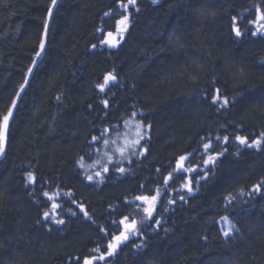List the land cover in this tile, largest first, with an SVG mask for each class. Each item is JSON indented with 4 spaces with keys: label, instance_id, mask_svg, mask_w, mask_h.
<instances>
[{
    "label": "trees",
    "instance_id": "1",
    "mask_svg": "<svg viewBox=\"0 0 264 264\" xmlns=\"http://www.w3.org/2000/svg\"><path fill=\"white\" fill-rule=\"evenodd\" d=\"M51 5L0 0V118ZM261 15L264 0H62L0 164V264H264ZM125 217L137 231L109 255Z\"/></svg>",
    "mask_w": 264,
    "mask_h": 264
},
{
    "label": "snow or ice",
    "instance_id": "2",
    "mask_svg": "<svg viewBox=\"0 0 264 264\" xmlns=\"http://www.w3.org/2000/svg\"><path fill=\"white\" fill-rule=\"evenodd\" d=\"M153 2H155V0H153ZM52 3H53V5H55L56 4V0H52ZM128 3L129 4H134L135 3V0H128ZM126 6L127 5H125V7ZM49 12H51V10H49ZM105 15H107V13H105ZM126 19L127 18L125 17L124 20H126ZM235 19L236 18L233 17V21H235ZM259 19L264 20V15H261L259 17ZM121 23H124V21H121ZM250 23H255V21H251ZM262 27H264V26H262ZM232 30L234 31V33H235V35L237 37H240V36L243 35V33L241 32V30L239 29V27H236L235 25L233 26ZM257 31H259V29H257ZM257 31H253L251 34L253 36H255L257 34ZM108 36L111 37L112 36V33H108ZM106 42H108L110 44L112 43L111 40L110 41H106ZM43 47H44V45H43V42H42L41 43V49H43ZM93 47H95V45H93ZM36 55L39 56L40 53L37 52ZM29 71H31V69H29ZM115 79H116V77L114 75L108 74L104 78V84L103 85H99L98 87H100L101 90H103L104 86L107 85L110 80H113L114 81ZM21 87H23V85ZM218 93H219V90L217 89V94ZM17 95H19V93H17ZM217 98H218V96L217 97H214V102H215V99H217ZM226 102L227 101H225V103ZM15 103H16L15 101L12 102V106L13 107H15ZM11 116H12V107H10L8 109L7 114L3 115V117L0 118V152H3L5 131H6L7 127H8L9 118ZM262 135H264V134H262ZM94 139H96V138L94 137ZM224 139L226 141L228 138L225 137ZM236 140H238L241 144H244V145H246L248 147H252L253 144H255L256 146H259L261 144V141L260 140H255V141H252L251 143H249L246 137H240V136H237L236 137ZM204 147H205V149H208L210 147V145L209 144H205ZM185 159H186V157L181 156L180 157V162H183ZM214 160H215V158L210 156L209 159L207 161H205V163L206 164L207 163H213ZM179 166L182 168L183 167V164L180 163ZM105 171H107V169H105ZM119 171L123 172L124 169L121 168V169H119ZM97 175H99V174H97ZM29 179L30 180L32 179L31 174H29ZM89 179H91V177H89ZM261 187H264V185H257L256 186V190L259 191ZM188 190L191 191V188H189ZM44 195L47 196L48 193H44ZM49 199H52V197H49ZM136 199H138V200H144V201H149V198L146 197V196L136 197ZM155 199H156V197L153 196L151 198V201L154 202ZM53 206L54 207H58V205H53ZM144 211L147 213L148 217H151V215H152V207H151V204H150V207L149 208H145ZM47 215H48V213H45V216H47ZM127 219L128 218L125 217L124 220H122L120 222L121 224H124V227L126 229V232H122L119 236L114 237V239L116 240L117 243L116 244H109V250H110L109 253H108L109 255H111V254L114 253L115 249L119 246V243L121 241L127 240L129 238L127 232H135V231H137L135 222L133 221L131 224H127V223H125V221H127ZM223 219H227V218L225 217ZM58 223H63V221H58ZM224 235L225 236H228L229 235V232H227V231L224 232ZM96 251H99V249H96ZM100 258L103 259V256H101ZM85 264H92V262L90 260H85Z\"/></svg>",
    "mask_w": 264,
    "mask_h": 264
},
{
    "label": "water",
    "instance_id": "3",
    "mask_svg": "<svg viewBox=\"0 0 264 264\" xmlns=\"http://www.w3.org/2000/svg\"><path fill=\"white\" fill-rule=\"evenodd\" d=\"M55 9V6L51 8V12H49V15L47 17V26H46V31H45V34L43 36V49L40 48V55L38 56L35 64L33 66H36L38 65V63L40 62V60L42 59L43 57V53H44V48H45V44H46V36L48 34V31H49V25L51 24L52 22V17H53V11ZM113 42V41H112ZM31 78H32V71L27 75V78L24 82V85L23 87L20 89V92H19V95L15 98V107L12 106V116L9 118V122H8V127L5 131V138H4V146H3V152H0V164L1 162L5 159L6 157V153H7V147H8V140H9V134H10V126H11V123L13 121V118H14V113H15V110H16V107L22 97V95L25 93L27 87L29 86V83L31 81Z\"/></svg>",
    "mask_w": 264,
    "mask_h": 264
},
{
    "label": "bare ground",
    "instance_id": "4",
    "mask_svg": "<svg viewBox=\"0 0 264 264\" xmlns=\"http://www.w3.org/2000/svg\"><path fill=\"white\" fill-rule=\"evenodd\" d=\"M61 1H62V0H56V4H55V5H53V3H52V5H51V7H50L49 10H51V8L55 6V9H54V11H53V17H54V14H55L56 10L58 9V7H59ZM48 15H49V12H48ZM48 15H47V17H48ZM53 17H52V21H53ZM51 25H52V22H51V24L49 25V31H50ZM46 26H47V19H46V24H45V26H44V30H43V34H42L41 43L43 42V36H44V34H45V31H46ZM49 31H48V34H47V36H46L47 39H46V44H45V48H44L43 57H42V59L40 60V62L38 63L37 67L39 66V64L41 63V61H42L43 58H44V55H45V52H46V47H47V41H48ZM110 40L113 41V42H112L111 44H110V43H109V44H110V45H113V44H115V42H116V37H115L114 35H112L110 38H108L107 41H110ZM41 43H40L39 50H38L39 53H40ZM37 58H38V56L36 55V57H35V59H34L32 65H31L30 68H29V69H31V71H32V78H33V76H34V74H35V72H36V69H37L36 66H33V65L35 64ZM31 71L28 70L27 75H28ZM27 75H26V78H27ZM26 78H25V80H26ZM32 78H31V80H32ZM24 82H25V81H24ZM30 82H31V81H30ZM29 84H30V83H29ZM23 85H24V83H23ZM28 87H29V86H28ZM28 87H27V89H28ZM21 88H22V87H21ZM21 88H20V89H21ZM20 89H19L18 93L20 92ZM27 89H26V90H27ZM25 92H26V91H25ZM24 94H25V93H24ZM24 94L22 95V97L24 96ZM17 96H18V95H16V97H17ZM16 97H15V98H16ZM22 97H21V99H22ZM21 99H20V101H21ZM14 100H15V99H14ZM14 100H13V101H14ZM20 101H19V103H18V105H17V107H16V110H15V113H14V117H15V114H16V111H17V108H18V106H19V104H20ZM10 107H12V104H11ZM13 120H14V118H13ZM12 122H13V121H12ZM11 124H12V123H11ZM10 127H11V126H10ZM8 141H9V140H8ZM7 148H8V147H7Z\"/></svg>",
    "mask_w": 264,
    "mask_h": 264
},
{
    "label": "rangeland",
    "instance_id": "5",
    "mask_svg": "<svg viewBox=\"0 0 264 264\" xmlns=\"http://www.w3.org/2000/svg\"><path fill=\"white\" fill-rule=\"evenodd\" d=\"M127 19L124 21V23L122 24V27H121V29H120V32H118V33H116V34H112V35H114L115 37H116V42H115V44L117 45V44H119V42L121 41V36L123 35V34H125L126 33V31H127V29H128V27H129V21H128V17H126ZM107 38V40H108V38H110L109 36H107L106 37ZM114 45V44H113ZM112 45V46H113ZM116 45H114V46H116ZM224 226L226 227V231L227 232H230V230H231V228H230V226H229V224L228 223H225L224 224ZM226 231H223V234H224V232H226ZM229 235H231V233H229ZM228 235V236H229Z\"/></svg>",
    "mask_w": 264,
    "mask_h": 264
}]
</instances>
